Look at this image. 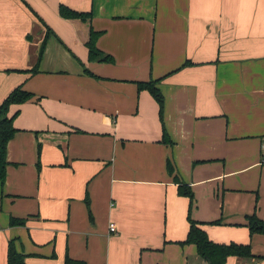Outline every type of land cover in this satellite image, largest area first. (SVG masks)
<instances>
[{
    "label": "crops",
    "instance_id": "0c3cea01",
    "mask_svg": "<svg viewBox=\"0 0 264 264\" xmlns=\"http://www.w3.org/2000/svg\"><path fill=\"white\" fill-rule=\"evenodd\" d=\"M90 27L112 62L88 60ZM16 86L39 99L10 107L0 264L11 239L26 264H208L179 244L189 209L214 242L250 244L226 264H264L245 225L264 219V0H0V103Z\"/></svg>",
    "mask_w": 264,
    "mask_h": 264
},
{
    "label": "trees",
    "instance_id": "16d2710c",
    "mask_svg": "<svg viewBox=\"0 0 264 264\" xmlns=\"http://www.w3.org/2000/svg\"><path fill=\"white\" fill-rule=\"evenodd\" d=\"M59 15L64 19L69 20H80L82 22L90 23L92 16L91 11H79L75 10L67 5L60 4L58 7ZM36 14V13H35ZM37 15V14H36ZM41 20V19H40ZM46 32L43 40L39 46L38 58L34 67L29 71L35 73L38 71V65L42 58L43 51L46 47L49 35L52 34V30L44 22ZM101 32L94 31L91 27L89 28V37L86 41V47L88 49V60L89 61H101V62H112L113 57L109 54L104 53L96 46L97 38ZM190 61H186L185 64H189ZM86 73H89L87 69H84ZM159 79H149L146 81H136L137 90H146L150 93L153 99L158 105L159 118L162 120L163 108H164V96L157 86ZM31 99L38 100L39 96H35L33 93L22 89L21 86L13 88L8 95L0 103V181L3 182L6 176L7 166V143L12 138L17 129L13 125V119L17 112L10 113V107L14 104H21ZM161 141L165 144H171L172 141L167 134L164 126L162 127V139ZM167 171L172 174L173 166L170 160H167ZM178 194L189 197L192 202L193 192L187 185H178ZM191 206V205H190ZM188 230L186 237L179 242V244H193L196 247L198 255L205 260L208 264H226L228 256H236L238 258H251L254 255L251 252V246L249 243H237L230 241L228 243H217L208 237L207 232L201 227V222L194 220L191 217L190 209L187 216ZM209 224H217L219 220L210 221ZM11 226L24 225L25 218L10 217ZM246 227L250 234L260 233L264 234V219L259 218L255 213L246 215ZM7 264H26L25 255L18 251L14 239L8 241ZM81 263V262H80ZM78 261L71 259L66 256L64 264H80ZM82 264V263H81Z\"/></svg>",
    "mask_w": 264,
    "mask_h": 264
},
{
    "label": "built area",
    "instance_id": "2783aa9c",
    "mask_svg": "<svg viewBox=\"0 0 264 264\" xmlns=\"http://www.w3.org/2000/svg\"><path fill=\"white\" fill-rule=\"evenodd\" d=\"M115 228H116V226H115L114 223H110V224H109V229H110L111 231H114Z\"/></svg>",
    "mask_w": 264,
    "mask_h": 264
}]
</instances>
